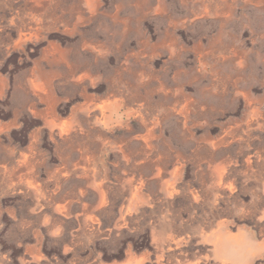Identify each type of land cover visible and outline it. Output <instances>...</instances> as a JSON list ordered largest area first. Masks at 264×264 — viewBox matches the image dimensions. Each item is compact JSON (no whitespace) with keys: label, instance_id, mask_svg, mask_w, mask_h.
<instances>
[{"label":"rangeland","instance_id":"1","mask_svg":"<svg viewBox=\"0 0 264 264\" xmlns=\"http://www.w3.org/2000/svg\"><path fill=\"white\" fill-rule=\"evenodd\" d=\"M0 264H264V0H0Z\"/></svg>","mask_w":264,"mask_h":264}]
</instances>
